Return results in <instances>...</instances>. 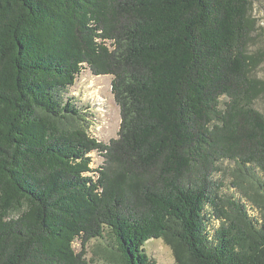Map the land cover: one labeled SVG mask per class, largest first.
<instances>
[{
    "label": "trees",
    "instance_id": "trees-1",
    "mask_svg": "<svg viewBox=\"0 0 264 264\" xmlns=\"http://www.w3.org/2000/svg\"><path fill=\"white\" fill-rule=\"evenodd\" d=\"M249 7L0 0V264H90L91 241L102 264H156L150 240L175 264H264ZM87 70L112 77L122 122L109 144L68 96ZM224 161L234 195L214 179Z\"/></svg>",
    "mask_w": 264,
    "mask_h": 264
},
{
    "label": "rangeland",
    "instance_id": "rangeland-1",
    "mask_svg": "<svg viewBox=\"0 0 264 264\" xmlns=\"http://www.w3.org/2000/svg\"><path fill=\"white\" fill-rule=\"evenodd\" d=\"M249 2L248 54L252 57L251 72L254 78L264 81V0H249ZM68 96L74 97L77 105L88 114L87 119L90 123L87 126L92 137L105 144L118 138L122 116L112 94L111 76L97 77L89 70L84 71ZM255 106L264 114V93L260 94ZM91 157L94 170L99 169L105 162L100 153L93 152ZM233 166V163L224 161L219 164V169L214 174L215 181L225 184L222 192L228 195H234L235 191L230 187L232 179L229 175ZM74 249L77 253L81 251L80 241L74 243ZM145 249L156 264H175L172 250L162 240L148 241ZM104 257L98 243L91 241L86 247L85 258L90 264H102Z\"/></svg>",
    "mask_w": 264,
    "mask_h": 264
}]
</instances>
